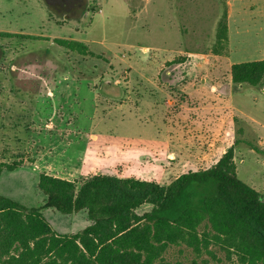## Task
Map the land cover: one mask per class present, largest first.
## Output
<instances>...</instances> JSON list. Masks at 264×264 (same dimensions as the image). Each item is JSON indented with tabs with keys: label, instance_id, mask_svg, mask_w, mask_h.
<instances>
[{
	"label": "rangeland",
	"instance_id": "rangeland-1",
	"mask_svg": "<svg viewBox=\"0 0 264 264\" xmlns=\"http://www.w3.org/2000/svg\"><path fill=\"white\" fill-rule=\"evenodd\" d=\"M82 3L81 11L64 15L45 0H0V101L6 114L0 113V125L8 124L0 131V161L26 166L0 177V195L42 206L39 176L58 173L56 167L76 181L104 171L167 185L210 166L237 141L238 177L264 198V87L235 86L230 75L231 62L264 56V0ZM225 12L231 15L227 43L218 38ZM56 40L82 43L91 55ZM51 76L49 87L43 80ZM50 88L51 97L45 95ZM182 105L216 107L222 122L212 125L222 128L220 149L167 146L169 117L179 115ZM45 214L61 234L91 223L85 212L48 208Z\"/></svg>",
	"mask_w": 264,
	"mask_h": 264
},
{
	"label": "trees",
	"instance_id": "trees-1",
	"mask_svg": "<svg viewBox=\"0 0 264 264\" xmlns=\"http://www.w3.org/2000/svg\"><path fill=\"white\" fill-rule=\"evenodd\" d=\"M227 18L225 12L218 34L225 43ZM56 41L91 55L82 43ZM230 75L235 86L262 88L264 60L234 64ZM237 144L168 185L107 173L81 181L41 174L43 206L0 195V264H264V198L239 179ZM23 164L0 162V176ZM48 208L85 212L91 223L58 233L44 214Z\"/></svg>",
	"mask_w": 264,
	"mask_h": 264
},
{
	"label": "crops",
	"instance_id": "crops-1",
	"mask_svg": "<svg viewBox=\"0 0 264 264\" xmlns=\"http://www.w3.org/2000/svg\"><path fill=\"white\" fill-rule=\"evenodd\" d=\"M228 4L230 6V12H231V8L233 6V3L231 1H228ZM64 17H66V16H64ZM228 18L230 20V18H231L230 13L228 15ZM228 29H229V25H228ZM181 53L182 52H179V54H181ZM259 60H264V56H262ZM255 61H257V60H255ZM232 65H234V64L231 62V67H232ZM43 81H46V85L49 84V87H52V85L54 86V77H52V76L50 79L48 78V79L43 80ZM43 81L39 85H42ZM55 82H56V80H55ZM116 83H118V82H116ZM34 84H36V83H34ZM187 84L191 85L192 82H189ZM53 94H54V90L51 88H50L49 93L47 91L45 92V95L49 96V97L53 96ZM215 96L220 98L221 94H217ZM194 97L196 100H198V98L200 96H194ZM203 102H204V100H203ZM1 103H2V101H0V113H2L1 118L2 117L5 118L6 114H4V112H3L4 108L1 106ZM177 114H179V115L169 117V121L173 124L172 125L173 128H172L171 132L169 133L170 138L166 142V144L169 148H184V149H197V148H199V149H203L205 147L207 150L216 151V150L220 149L222 147V145L225 143L221 137L223 134L222 128L220 127L219 130L217 129L216 125H218V123L215 126L212 125V122H214L216 120H221V122H222V118L218 117V115H217L216 107H210L209 108V107H205L203 105V106H200L197 108L196 107L192 108L189 106L185 107V105H182L181 109L179 110V113H177ZM183 114H185V115L183 116V119H181V115H183ZM187 114H188V116H186ZM179 117L181 119V125H180V123H178L180 120ZM185 118H187V121L185 120ZM5 121H6V119H5ZM182 124H184V125L182 126ZM220 124L221 123H219V125ZM7 126H8V124L5 125L4 127H3V125H0V131H4ZM181 130H183V131H181ZM177 132H179L180 134L183 133L185 135H187L190 132L192 134V136H188L187 139L185 137H182V138L178 137L177 138V136L174 135ZM193 134H194V136H193ZM214 134H215V136H214ZM230 146L231 145L228 144L224 148L223 153H225ZM0 162H9V160H1ZM149 162H151V161H149ZM151 164H153V163H151ZM142 165H143V163H142ZM156 166L160 167L159 164H156ZM23 167H26V166H23ZM23 167H20V168L14 170L12 172L4 171L1 174V176L5 175V174H16ZM37 167L38 166L36 165L35 168H37ZM80 169L81 168L77 169V172H79L81 174L82 171H80ZM55 171H58L59 174L58 173L49 174L48 172H44V174H47V175H50L53 177H57V178H61V179H66L69 181H76L77 180V178L70 179V178L64 176L66 174L65 171H68V170H64V173H63L62 169L59 170L56 167ZM98 173H106V172L97 171L94 174H98ZM113 175H115V174H113ZM137 179H139V178H137ZM141 180H144V179H141ZM146 181H151V180H146ZM44 203H45V200L44 201L42 200L41 205L43 206ZM36 207H38V206H36ZM44 214H45V210H44ZM45 216H46V214H45Z\"/></svg>",
	"mask_w": 264,
	"mask_h": 264
},
{
	"label": "flooded vegetation",
	"instance_id": "flooded-vegetation-1",
	"mask_svg": "<svg viewBox=\"0 0 264 264\" xmlns=\"http://www.w3.org/2000/svg\"><path fill=\"white\" fill-rule=\"evenodd\" d=\"M49 6L59 13L69 15V13L81 11L84 8L82 0H46ZM80 13V12H79Z\"/></svg>",
	"mask_w": 264,
	"mask_h": 264
},
{
	"label": "water",
	"instance_id": "water-1",
	"mask_svg": "<svg viewBox=\"0 0 264 264\" xmlns=\"http://www.w3.org/2000/svg\"><path fill=\"white\" fill-rule=\"evenodd\" d=\"M46 1V0H45ZM47 2V1H46ZM47 4L49 5V3L47 2Z\"/></svg>",
	"mask_w": 264,
	"mask_h": 264
}]
</instances>
